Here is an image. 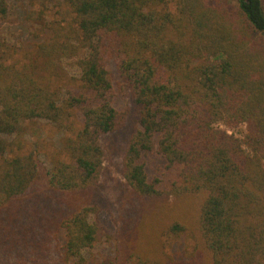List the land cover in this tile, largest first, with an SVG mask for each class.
<instances>
[{
    "label": "trees",
    "instance_id": "1",
    "mask_svg": "<svg viewBox=\"0 0 264 264\" xmlns=\"http://www.w3.org/2000/svg\"><path fill=\"white\" fill-rule=\"evenodd\" d=\"M52 1L55 20L27 11L22 59L0 42V213L18 201V264H95L109 208L122 215L98 264H264V0ZM12 9L0 0L1 18ZM39 121L63 131L45 174L26 141ZM125 125L122 181L105 187ZM39 184L50 197L26 207Z\"/></svg>",
    "mask_w": 264,
    "mask_h": 264
},
{
    "label": "rangeland",
    "instance_id": "2",
    "mask_svg": "<svg viewBox=\"0 0 264 264\" xmlns=\"http://www.w3.org/2000/svg\"><path fill=\"white\" fill-rule=\"evenodd\" d=\"M13 5V9L9 12L8 16L5 18L0 17V42L6 44L17 52H21L18 56L20 59L23 58V53L25 50H29L27 45L30 42L29 35L25 29L27 27L25 22V16L28 11V15L32 18H36L40 8H45V14L48 20H55L59 18L57 11L59 9V4L52 0H35L31 6H28L26 1L21 0H7ZM30 3V1H28ZM42 8V9H43ZM58 20V19H57ZM36 24L35 22H30V24ZM36 26V25H35ZM77 69L74 66L72 60H64L62 63L61 75L64 77L63 83L66 84L72 78H77ZM115 103L120 106V109L126 105V100L124 98H115ZM221 129H225L228 133L233 134L236 138L242 139L245 133L244 126H239L235 129L228 130L223 124H217ZM126 125L123 130L119 131L115 135L111 136L110 142L106 144V149L108 154L106 155V160L104 162L105 176L109 177L107 180V185L105 187H112L115 182H121L120 175L115 166V163L119 160V152L126 137L124 133ZM63 136V131L58 130L50 124L39 121V123L31 126L29 132L26 135L27 146L35 151L41 164L43 173H49L51 169L50 157L59 148V139ZM109 191V190H108ZM101 193L103 198H110L109 192ZM34 193L36 195H30L29 198L25 200V206L31 207L35 204L38 198L46 199L45 197H50L49 192H43L42 185L39 184L34 188ZM97 193L92 195L96 196ZM95 201V200H94ZM16 208L11 212L0 213V264H18V201L16 202ZM47 207H50L47 205ZM46 206L40 208V212H37V216H41L44 219L47 214L43 215L48 209ZM36 208V204L31 207ZM37 209V208H36ZM101 213V231L98 237L97 245L95 246L93 252L87 253L88 257L94 256V263L98 264L103 258L110 256L112 241L110 239V234L113 231L114 221H118L119 214L122 215V211H117L114 208H109L108 210H103ZM22 219V216L20 217ZM12 255V256H10Z\"/></svg>",
    "mask_w": 264,
    "mask_h": 264
}]
</instances>
